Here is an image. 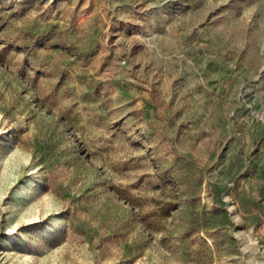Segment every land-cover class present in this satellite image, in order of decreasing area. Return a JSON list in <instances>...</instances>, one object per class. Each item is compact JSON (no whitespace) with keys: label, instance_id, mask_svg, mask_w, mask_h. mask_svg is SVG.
Returning <instances> with one entry per match:
<instances>
[{"label":"rangeland","instance_id":"1","mask_svg":"<svg viewBox=\"0 0 264 264\" xmlns=\"http://www.w3.org/2000/svg\"><path fill=\"white\" fill-rule=\"evenodd\" d=\"M264 0H0V264H264Z\"/></svg>","mask_w":264,"mask_h":264},{"label":"built area","instance_id":"2","mask_svg":"<svg viewBox=\"0 0 264 264\" xmlns=\"http://www.w3.org/2000/svg\"><path fill=\"white\" fill-rule=\"evenodd\" d=\"M255 119H256V121H258V122L264 123V110L255 113Z\"/></svg>","mask_w":264,"mask_h":264}]
</instances>
